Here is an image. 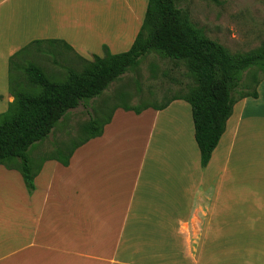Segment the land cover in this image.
Masks as SVG:
<instances>
[{
	"label": "crops",
	"instance_id": "0c3cea01",
	"mask_svg": "<svg viewBox=\"0 0 264 264\" xmlns=\"http://www.w3.org/2000/svg\"><path fill=\"white\" fill-rule=\"evenodd\" d=\"M116 1L127 16L103 17L121 11ZM83 4L101 10L82 15ZM145 5L0 0V113L12 100L8 58L20 48L51 41L42 44L74 57L70 42L83 41L74 26L91 18L81 32L94 45L75 51L101 56L105 44L124 52ZM247 98L234 104L237 116L226 120L204 167L189 109L183 126L169 122L179 99L137 114L113 107L100 135L75 147L66 166L59 161L67 152L41 158L30 194L16 170L0 165V264H264V145L253 131L239 133Z\"/></svg>",
	"mask_w": 264,
	"mask_h": 264
},
{
	"label": "trees",
	"instance_id": "16d2710c",
	"mask_svg": "<svg viewBox=\"0 0 264 264\" xmlns=\"http://www.w3.org/2000/svg\"><path fill=\"white\" fill-rule=\"evenodd\" d=\"M44 42L50 44L51 41H31L8 58L7 88L12 100L0 113V165L19 173L28 194L34 189L33 179L40 163L35 167L29 163L27 149L48 135L66 111L74 109L83 100L99 96L110 82L149 52L183 62L195 81L194 88L170 100L179 99L189 106L200 167L208 162L234 103L246 97L256 98L255 87L259 80L255 78V69L261 70L264 78V42L245 53L229 54L191 28L184 12L176 7L175 0H146L139 30L124 52L111 54L102 46L101 56L93 55L91 60L84 61L79 72L66 69L60 82L50 80L40 67L33 64L23 68L27 85L18 84L16 75L11 80L10 67L15 66L16 72L18 68L14 59ZM244 71L253 89L234 99L232 93L238 88ZM170 100L160 106L122 108L137 114L148 107L161 110ZM109 115L101 122L92 118L87 121L83 127L87 137L67 151L64 159L59 161L61 165H67L75 147L100 135Z\"/></svg>",
	"mask_w": 264,
	"mask_h": 264
},
{
	"label": "rangeland",
	"instance_id": "374dc122",
	"mask_svg": "<svg viewBox=\"0 0 264 264\" xmlns=\"http://www.w3.org/2000/svg\"><path fill=\"white\" fill-rule=\"evenodd\" d=\"M115 3H118L115 7L116 10L120 6L121 11L119 10V13L113 11V13L103 15L101 12L100 15L113 17L117 14L118 19L126 17L124 2L116 1ZM175 5L184 12L191 28L198 30L204 37L220 45L229 54L245 53L259 47L264 42V0H175ZM92 7L97 6L83 4L82 15L88 16L91 12L97 13L101 6L93 8V10ZM85 20L82 18V21L77 22L74 26L75 31L80 33V37L83 39L82 43L70 42L69 44L77 57L71 56L60 45L40 44L36 47H30L14 59L18 68L16 72L15 66L10 67V79L13 80L16 75L18 84L27 85V77L23 73V68L27 64L40 67L43 73L55 82L64 79L66 69L79 72L85 64L84 61L91 60L93 56L80 55L75 51L78 48L87 51L88 47L94 45V43L87 41L91 36H83L88 35L87 31L86 34L81 32L83 25L92 22L90 18L89 23L84 24ZM94 22L95 20H93ZM110 26L109 22L104 30L108 31ZM246 73V71L242 72L240 84L232 93L234 99H237L240 93H249L253 89ZM255 76L259 80L258 87H255L257 96L256 98L248 97L247 103L243 106L244 120L243 126L239 128V133L245 135V132H255L256 143L262 147L264 145V132L261 131H264V127L260 125V122H252L251 118L263 119L264 121V78H262V71L259 69H255ZM194 87L195 81L183 62L162 57L155 52H149L139 58L135 66L128 68L122 75L110 82L99 96L83 100L74 109L66 111L48 135L27 149L28 161L35 167L43 157H64V154L73 145L87 137V133L83 131L87 121L92 118L101 122L108 116L113 107L160 106L173 96L183 95ZM188 109L189 106L180 101L177 108L168 112L170 114L169 122L172 120L176 126L177 121H179L183 126L189 113ZM231 115L232 120L234 116H237V109L234 105ZM255 124L256 126H253ZM249 138H252V135H249Z\"/></svg>",
	"mask_w": 264,
	"mask_h": 264
}]
</instances>
